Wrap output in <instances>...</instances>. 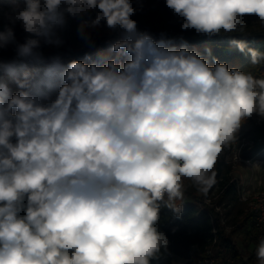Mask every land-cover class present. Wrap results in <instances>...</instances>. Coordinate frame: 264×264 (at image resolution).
<instances>
[{
  "label": "clouds",
  "instance_id": "9594fccd",
  "mask_svg": "<svg viewBox=\"0 0 264 264\" xmlns=\"http://www.w3.org/2000/svg\"><path fill=\"white\" fill-rule=\"evenodd\" d=\"M165 3L183 30L209 37L242 32L244 16L264 23V0ZM137 10L132 0H12L11 22L48 43H59L51 37L65 14L94 12L92 26L122 30L110 51L126 59L65 66L57 57L30 70L23 61H43L29 39L16 45L17 60L0 61L20 89L0 83V264H151L167 246L161 205L178 216L183 181L206 192L243 119L264 118V78L210 66L183 41L168 47L164 33L138 30ZM12 42V28L0 32V48ZM231 45L264 64V52ZM255 255L264 264V237Z\"/></svg>",
  "mask_w": 264,
  "mask_h": 264
},
{
  "label": "trees",
  "instance_id": "16d2710c",
  "mask_svg": "<svg viewBox=\"0 0 264 264\" xmlns=\"http://www.w3.org/2000/svg\"><path fill=\"white\" fill-rule=\"evenodd\" d=\"M0 7L11 8L12 0H0ZM159 10L151 16L147 21L146 27L154 32V39L159 40L160 34L164 29V20L159 16ZM69 15L65 14V23L62 26H56L53 29L51 39L59 41V43H48L45 37H37L24 31L22 24L19 21L12 23L10 21L8 28H12L14 33V42L8 46L0 48V58L5 54L14 55L11 60H17L16 45L23 44L29 39L39 41L40 47L38 51L42 57V63L36 64L30 61H23L30 70H43L54 58H59L63 65L73 60H79L84 63L98 61L101 56L108 58L124 60L126 57L118 56L117 53L110 51V42H115L122 38V30L111 29L106 25V22L101 21L98 26H92L91 21L95 17L74 18L75 26L80 28L82 23H87V32L90 39L82 38L78 43L74 44V53L67 55H52L54 52L63 50L67 45V39L63 34L64 27L69 19ZM113 36V40L101 42L99 37ZM164 38L170 43L168 47L179 50L185 46L189 51H196L204 58L210 66H214L215 61L222 64H227L231 70L233 68L240 71L251 72L254 77L264 78V64L259 66L251 64L250 54L240 52L237 48L231 45L232 40H241L247 44L248 48L255 49L258 52H264V24L253 26L247 20L246 30L237 31L235 33H221L215 36L203 37H176L165 35ZM206 49H210L209 54ZM8 62V61H6ZM0 83H6L11 93L20 91L17 85L3 72H0ZM252 120V116L243 119V123ZM223 151V150H222ZM259 154L264 158V150L259 146L252 152L248 153V157H253ZM232 166L225 161L223 152L220 153L214 172L216 173L215 183L209 188V193L212 191L221 192L217 203L225 202L230 205L233 201L238 202V186L237 181L231 175ZM183 199L174 202L173 207L177 210L182 207L181 213L177 216L172 209L161 205L157 229L167 239V246L162 247L157 254V258L151 261V264H174L176 257L190 258L192 261V249L196 247L195 257H202L208 247L213 245L215 237L217 242L214 245L215 253L224 257H233L236 260H242V253L234 242L231 233L227 232L226 224L221 222L220 215L214 211L213 207L206 206L202 208L199 205L198 196L189 188L187 179L183 181ZM190 198V199H189ZM230 213V210L229 212ZM215 215V217H213ZM246 216V215H245ZM245 222L251 221V234L256 237L260 232L259 226L254 219V215L249 211L245 217ZM216 229V233L214 232ZM258 238V237H257ZM252 258L251 260H253ZM191 261L188 264H191Z\"/></svg>",
  "mask_w": 264,
  "mask_h": 264
},
{
  "label": "rangeland",
  "instance_id": "374dc122",
  "mask_svg": "<svg viewBox=\"0 0 264 264\" xmlns=\"http://www.w3.org/2000/svg\"><path fill=\"white\" fill-rule=\"evenodd\" d=\"M133 7L137 8L136 14L131 17V19L137 22V28L139 31H147L154 35V32L148 30L146 27L147 21L159 10V16L164 20V29L162 33L165 35H172L176 37H203L206 35L199 34L195 29L183 30L181 28L182 18L176 16L171 9L166 7L165 0H140L139 5L136 0H132ZM12 13L11 8L0 7V32L8 28L10 23V16ZM85 17H95V13H90ZM245 25L247 20L257 26L262 23L258 17L254 15H248L242 17ZM246 30V26L243 31ZM63 34L67 39V45L63 50L54 52L52 55H67L74 53L73 46L78 43L83 37L80 35L79 28L75 26V19L69 17ZM101 42L113 40V36L99 37ZM14 55L5 54L0 58V61H9ZM235 142H232L223 147V155L225 157L226 163L232 166L233 178L238 180L247 186L250 191L264 189V161L256 156V159L247 163L245 160L248 157V153L252 152L259 146L263 147L264 150V118L259 117L257 114L252 115V120L246 123L241 122L240 128L235 134ZM257 166L256 168H253ZM256 181L253 185L251 182L247 181L250 177ZM188 180V179H187ZM189 188L198 196V202L201 203L204 199V194L209 193V188L206 192L200 191L196 186L193 185L191 180H188ZM215 191V190H214ZM212 191V192H214ZM190 199V198H189ZM247 206V205H246ZM243 209L244 215L236 220L233 214L228 213L226 220V230L231 233V236L236 243L238 249L242 253V260H236L237 264H257V259L255 255V250L260 239H258L254 234L250 237L247 234L246 222L244 218L249 212L248 207ZM228 208V211L229 212ZM236 212V211H235ZM246 215V216H245ZM193 257L191 264H196ZM254 258L253 260H251Z\"/></svg>",
  "mask_w": 264,
  "mask_h": 264
},
{
  "label": "built area",
  "instance_id": "2783aa9c",
  "mask_svg": "<svg viewBox=\"0 0 264 264\" xmlns=\"http://www.w3.org/2000/svg\"><path fill=\"white\" fill-rule=\"evenodd\" d=\"M249 162L248 159L245 160ZM238 186V199L240 202L248 206L249 211L254 215V219L259 226L260 232L258 233V239L264 237V189L250 191L243 183H237ZM222 192V190H221ZM221 192L214 191L212 193H205L204 199L199 205L202 208L210 206L214 208L215 212L220 215L221 222L226 224L227 211L230 205H226L225 202L217 203ZM215 217V215L213 216ZM216 233V229H214ZM217 242L215 237L213 245L207 248L205 255L197 257L195 259L196 264H237L236 259L233 257H224L215 253L214 245Z\"/></svg>",
  "mask_w": 264,
  "mask_h": 264
},
{
  "label": "crops",
  "instance_id": "0c3cea01",
  "mask_svg": "<svg viewBox=\"0 0 264 264\" xmlns=\"http://www.w3.org/2000/svg\"><path fill=\"white\" fill-rule=\"evenodd\" d=\"M256 156H259V159H261L262 161H264V158H261L260 157V155L259 154H257V155H255V156H253V157H249V158H247L248 160H249V162H247V163H251V161H253L254 159H256ZM232 173H233V170L231 171V175H232ZM232 177H233V175H232ZM234 179V178H233ZM234 180H236V179H234ZM237 181V183L239 182L238 180H236ZM247 181H249V182H251V184L253 185L256 181L253 179V177L251 176L249 179H247ZM240 183V182H239ZM245 206H246V204H244V203H242V202H240V201H238V202H236V201H233L232 203H230V211H231V214H233V217L236 219V220H238L239 218H241L243 215H244V212H243V209L245 208ZM248 206H246V208H247ZM236 211V212H235ZM244 220H245V218H244ZM246 228H247V234L250 236V237H252V235L253 234H251V221H247L246 222ZM254 236V235H253ZM196 250H197V248L196 247H193V249H192V254H191V256H192V258L195 256V252H196ZM191 261V259L190 258H182V257H176L175 259H174V264H188V262H190Z\"/></svg>",
  "mask_w": 264,
  "mask_h": 264
}]
</instances>
